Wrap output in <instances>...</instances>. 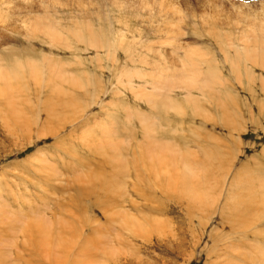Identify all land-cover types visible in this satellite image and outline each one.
<instances>
[{
    "label": "rangeland",
    "instance_id": "rangeland-1",
    "mask_svg": "<svg viewBox=\"0 0 264 264\" xmlns=\"http://www.w3.org/2000/svg\"><path fill=\"white\" fill-rule=\"evenodd\" d=\"M114 1L116 0H0V29H3V35L0 36V42L3 43V47H0L2 76L28 72L30 67L40 69L39 72L59 68L68 81L72 82L73 76L78 78L80 71L88 66L87 70L96 74L101 82L97 91L101 100L121 103L113 110L102 111L99 106L90 107L88 101V109L92 110L93 115L89 119L90 123L84 120L69 123L55 136H42V130L38 131L36 123L32 124V130L23 128L25 132L15 122L18 113L14 111L22 110L27 112L33 123V118L37 115L33 109L42 106L39 101L47 97L46 91L35 88L33 83L19 81L24 87L22 93L27 98L17 97V104L13 102L14 105L10 103L2 109L0 104V213L3 212L1 206L8 213L2 216L6 218L3 221L7 226L0 224V264L3 259V264H56L58 255L50 263L47 257L43 258L44 247L40 256L22 245L26 236L22 234L21 228L29 221V224L34 225L43 218L40 223L55 235L64 234L61 225H73L77 235L79 234L76 239L79 260L90 259L92 264L211 262L210 257L207 259L208 252L202 249L205 242H209V245L222 244L220 235L215 230L219 217L215 221H208L205 227L199 224L200 215L196 214L190 222L188 210L167 193L158 191L159 187L150 179L147 166L135 158L143 145L151 143L150 155L153 157L182 156L186 161L191 157H201L202 160L213 157L208 165L214 173L223 163L218 157H224L230 165H237L235 168L242 166L248 171L253 169L256 174L260 172L264 177V91L260 81L264 77V69L255 56L250 57L247 63V59L242 58L243 52L242 56L236 54V49H232L233 56H227L229 45L232 42L241 44L238 37L245 30L246 24L253 21L235 8L243 7L244 11L260 9L264 6V0H118L122 5L121 2ZM158 3L163 4V7L159 8ZM169 7H173L174 12ZM232 32L235 40L229 36ZM260 34L258 32L257 37H261ZM111 38L116 43L111 52L105 47L95 46L94 40L108 44ZM257 44L250 42V53L261 45ZM84 47L88 50L85 51ZM96 47L99 48L97 53L94 51ZM182 47L186 53L187 49L195 53L192 58L194 69L189 74L203 79L211 71L223 84L222 94H215L213 89L201 84L193 86L191 82H185L184 77L180 78L182 63L187 64V59L191 57L183 56L186 53ZM232 63L239 67L237 72L233 70ZM119 70L122 73L117 77ZM15 78L13 76L14 80ZM65 86L68 87L65 84L62 87ZM252 91L256 92L255 97ZM76 95L81 102V96ZM216 102L223 108L216 109ZM225 113L233 117V127L228 126L229 118L225 117ZM82 123L86 124L89 132L91 128L96 130L95 143L97 142L99 152L97 148L95 151L86 147L82 139L86 128L82 127ZM88 123L91 124L90 128ZM149 123L151 128L148 127ZM18 140L25 144L24 148H17L15 142ZM108 140L109 143L105 144ZM155 148L162 155L153 153ZM101 149L102 152L108 151L109 156L102 153ZM210 149L215 155L208 152ZM171 150H176V153ZM113 151H118L120 154L117 156L123 157L124 161L121 162L126 165V171L119 168L124 166L123 163L110 160L115 155ZM34 153L40 157H33ZM191 154L193 155L190 156ZM117 156L114 158L118 159ZM116 165L118 168L114 169ZM93 171L102 172L103 175L98 176H102L100 178L103 180L105 178L106 182L102 179L99 182V177L96 176L98 180H93L95 189L92 183L89 185L95 195L90 193L87 194L88 197L83 194L79 196V183L86 182L85 176ZM81 177L84 179L81 180ZM107 179L121 183L123 191L113 187L110 189ZM134 184L139 193L156 196L154 207L160 204L162 211L159 215L154 211L152 214L165 220L169 226L171 232H166L165 237L153 235L151 240L139 236L131 239L120 222L114 221V216L109 217L113 214L112 207L122 208L126 213L142 217L141 212L147 210L149 205L144 206L133 189ZM86 185L88 187V183ZM121 192L124 193L123 197L120 196ZM125 198L127 199L124 200ZM133 201H137V204L133 205ZM12 216L17 217L13 222L19 223H12L14 230L5 223ZM226 226L227 221L224 220L220 227ZM263 227L264 225L259 228L264 230ZM238 231L241 232L240 229ZM247 231L234 237L239 251L244 256L247 250L260 254L261 250L264 251V234L260 233L257 240L253 231ZM119 235L132 241L126 247L130 248L127 250V258L123 255L120 262L118 259L109 260L107 252L105 257H98V241L103 240L104 245L117 247L122 241ZM245 243L247 244L243 246ZM253 248L255 249L252 250ZM214 252L210 256H217V252ZM73 258L74 254L68 257L64 255L63 264H73ZM223 259L225 260L224 256L219 261H214L220 263Z\"/></svg>",
    "mask_w": 264,
    "mask_h": 264
},
{
    "label": "bare ground",
    "instance_id": "bare-ground-1",
    "mask_svg": "<svg viewBox=\"0 0 264 264\" xmlns=\"http://www.w3.org/2000/svg\"><path fill=\"white\" fill-rule=\"evenodd\" d=\"M115 2L119 3L121 1L116 0V1H114V3ZM123 4H125V3H123ZM234 4H235V2H234ZM121 5H122V2H121ZM158 5H159V8L163 7V4H161V3H158ZM248 7H250V6H248ZM165 8L167 9V7H165ZM169 9H170V7H169ZM172 9H173V7H172ZM172 9H170V10L172 11ZM235 10H237V12L239 11L240 13L244 14L246 18L253 19V21L250 24H246L245 30L242 31L240 36L238 37L240 39L242 45L241 44L237 45L236 43L232 42L229 45V49L227 51V56H229V57L233 56V50L236 49V51H235L236 54H239L242 56L241 52H243L242 58H246L247 63H248L250 57L255 56L254 58H256L257 61L261 62L260 65L264 69V6L260 9H254V10L250 9V10L244 11L245 9L243 10V7H242V9H241V7H240V9L235 8ZM159 12H160V10H159ZM165 12H166V10H165ZM172 12H174V10ZM2 18L4 19V16ZM79 18H80V16H79ZM258 32L261 33L260 34L261 37H257ZM115 34H116V32H115ZM232 35H233V32L230 33V35H229L230 38L232 40H235L232 37ZM117 36H118V34H117ZM81 37H83V36H81ZM118 37L120 38L121 36L119 35ZM119 38H117V39H119ZM122 38L124 39V37H122ZM86 41H88V40H86ZM94 42H95V46L105 47L109 52L112 51L111 50V49H113L112 46L114 44H116L114 41V38L109 39L108 44L99 43L97 40H94ZM250 42H251V44H252V42H254L255 44L258 43L261 45L258 46L257 49H254L255 52L250 53L251 52V51L249 52V49H251ZM117 44H119V43H117ZM178 46H180V45H178ZM178 46H177V48H179ZM97 49H99V48L96 47L94 50V51H96V53L98 51ZM84 50L87 51L88 48L87 49L85 48ZM178 51H180V49ZM184 52L186 53L185 49H184ZM98 54H100V53H98ZM190 55H191V57H190V59H187L188 60L187 64L189 62H191V63L188 65L187 64L184 65L182 63V67H183V68L181 67V73H182L181 75L182 76H180V78L184 77L183 80L185 82H188V81L191 82V84H193V86H196L197 84L198 85L201 84V86H206L209 89H213L215 91V94H222L224 92L223 84L218 80V76L215 74H212L211 71H208V74L205 75L203 79H200V77L197 78L196 76L189 74V72L194 69V67H192V65H193L192 61H194L192 58L195 55V53H193L192 50L187 49V53L183 54V56L185 58H188ZM94 59H96V57ZM93 61L94 60H92V62ZM259 62H257V63H259ZM90 64H92V63H90ZM185 66H187V67H185ZM100 68H102V67H100ZM232 68L236 72L238 71L237 69H239V67H237L233 63H232ZM24 69H25V67H24ZM87 69H88V66L86 69H83L82 72L80 71L78 78L76 77V75L73 76V78L71 79L72 82L68 81V79L65 77V75L63 74V72L59 68L58 69L48 68L46 70V72H44V71L39 72L40 69L38 70L35 67H30L28 69V72H24V73L15 72V73H12L10 75H3V76H2L3 72L1 74V71H0V101H1L0 104H2L1 109L4 108L5 106H8L10 103L12 104L13 102H15V104H17V100H16L17 97H21V98H27L28 97L26 94L22 93L24 87L20 84L19 81H21L25 84L33 83L34 84L33 86L35 88H39L40 90H45L47 93V97L44 98L43 100L41 99L39 101V103L43 104L42 106H40L38 109H33V110H35V113H37V115L34 116V118H33V123L31 122V118L28 116L27 112L22 111V110H15L14 111V113H18V115L15 116V122H16V124H19L22 129L25 128L27 130H32L31 129L32 124L36 123L38 131H39V129L42 130V133H41L42 136H46L47 134L55 136L58 132H60V130L63 126H65L69 123H75V122L77 123V122H81L82 120L89 122L90 117H91V119L93 118L92 117L93 115H91L92 110L88 109V105H87L88 101H90V103H89L90 107L99 106L102 111H110V109L113 110V108H117L118 106H120L121 105L120 102H113V101L104 102L103 100H101L100 96L97 93L99 84L101 82L98 80V77L96 74H93L92 71H89ZM167 70H169L168 67H167ZM16 71H18V70H16ZM121 73H122V71L119 70V72L117 73V77ZM13 76H16L15 80L13 79ZM253 76L254 75H252V77ZM183 80H181V81H183ZM260 81H261V85H262L261 89L264 91V77H262ZM64 84L67 85L68 87H66V86L62 87ZM69 87H72L73 89L70 90L71 88L69 89ZM19 89H22V90L19 91ZM75 90H80V91L75 92ZM47 91H49L50 94ZM72 92H74V93H72ZM252 93H254V97H255L256 92L252 91ZM76 94H79L81 96V102L78 101V100H80V98L78 97L79 99H77ZM24 101H27V100H24ZM30 102H31V100L28 101L29 104H30ZM91 103L94 105H92ZM12 105H14V104H12ZM122 106H123V108H125V105L123 103H122ZM153 106H154V104H153ZM17 107H18V105H17ZM19 107H21V106H19ZM214 107L216 109H222L223 108L222 105L219 104L218 102L214 103ZM41 115L43 117H41ZM218 115H219V113H218ZM225 117L229 118L227 120L228 126L233 127L234 126L233 117H229L228 113H225ZM89 123H88V125L90 128L91 124H89ZM80 126H81V124H80ZM151 126H152L151 123H149L148 127L151 128ZM82 127L86 128V124L84 123L82 125ZM25 129H23V130L25 131ZM21 130H20V132H21ZM95 132H96V130L93 131L92 128H91L90 132L86 128V131H84V134H82L83 138H82V136H81V138L83 139L85 145H87L86 147H88L92 150H95V151L97 148V150L99 152V147L96 146L97 142L95 143V141L97 140ZM15 143L17 144V148H19V149L24 148L23 145H25V144L23 142H21V140H18ZM107 143H109V140L105 144H107ZM151 146H152L151 143L149 145L141 146L139 148V153L136 154L135 158L140 159L144 163V165L147 166V168L149 170L148 172L150 173V179L156 184L157 187H159L158 191L161 190L160 192L167 193L173 199H175L174 201L180 203V206L184 207V209L186 208V210H188V215H189L188 217H189L190 222H191L192 218L195 217L197 214V215H200L198 218L199 224L205 227V225H207L208 221H210V220L215 221L216 218L219 217L217 222H216L215 230L219 233L220 240H221L222 244L219 246L217 244L209 245V242H205V246L202 249V251H207L208 252L207 253V255H208L207 259H209V257H210V259L212 260L211 262H208L207 264H246V262L250 263V264H252L253 262L255 264H264V251L261 250L260 254H259L257 252H255V253L250 252V251L248 252V250H247V253L244 256V254L239 251V245L235 242V238H234L239 233H240V235H241V233L242 234L247 233L248 232L247 229L249 231H253V233H255L257 235V238H256L257 240L262 233L264 234V230H261V228H259L260 226L264 225V177L260 175L261 173L259 172V170H258L259 174H256V171H254L253 169H252V171H250V170L248 171L246 169V167L244 168L242 166L239 168H235L237 165H233V164L230 165L228 162V159L224 160V157H218L219 159L222 160L223 163L217 169V171L214 173L212 170V167L210 165H208L209 161L213 157H206L203 160L201 159V157H191L189 161H186L184 159V157H182V156H180V157H153L150 155V153H152ZM106 148H108V147H106ZM19 149H16V150H19ZM108 149H110V148H108ZM100 151L102 152V149ZM175 151L176 150H171V152H173V153H176ZM211 151H213V150H211V149L208 150V152H211ZM117 152L118 151H113V154H115L114 156L110 153L112 155V157H110V160L113 162H115V161L121 162V160L124 161L123 157L117 156L118 154H120ZM102 153L108 154L109 152L104 151ZM153 153H155L157 155H162V152H160L157 148H155ZM211 154L215 155L213 152H211ZM192 155L193 154H191L190 156H192ZM32 156L33 157H37V156L40 157L37 153H34ZM101 156H103V155H101ZM108 156H109V154H108ZM116 156L118 157V159L114 158ZM119 163H118V165H119ZM121 163L124 164V162H121ZM118 165H116L114 167V169ZM120 167L122 169H124L125 171L127 170V167L125 164H124V166H122V165L119 166V168ZM234 169H236V170H234ZM94 172L95 171L86 175L85 179H84V177L83 178L81 177V180L84 179V180H86V182L79 183L80 188H81L80 191L78 189V191H79L78 195L79 196L81 194L87 195L90 193H92V194L94 193V195H95V192H92L93 189L90 188L89 185H91V183H92V186L95 189V185H93L94 184L93 180H96L97 177H99V182H100V179H102L103 177L98 176V175H103V173L102 172H95L94 173ZM49 174L47 176H49ZM100 177H102V178H100ZM76 179H75V181L79 180V178L77 180ZM104 180H105V178H104ZM104 180L102 179V181L105 183L106 180L105 181ZM107 180H108L107 185L109 186L110 189L113 187V188H117L120 191H123V185L121 183H118V182L114 181L113 179H107ZM86 183H88V187H86L87 186ZM133 189L137 193V195L139 196V199L141 201H143L144 206H145V204L149 205L148 207H146L147 205L145 206L147 210H143L141 212V214H142L141 218H138V216L135 214H130L129 212L126 213L124 211L125 209L118 208V207H112L113 214L109 215L108 212H106V213L109 215V217L114 216V218H115L114 221L116 220L117 222H120V224L122 225V227L125 230V233L127 231L128 232L127 236H129V238H131V239L139 236L143 239L145 238V240H149V239L151 240L153 235H157L160 237L164 236L166 232L168 233V231H169L168 227L169 226L166 224L165 220L160 219L159 217H154V215L152 214V211H154V213L157 212L156 214L159 215V213L162 211V208L159 206L160 204H157V206L154 207L156 196L155 195L149 196L147 194L139 193L137 191L136 184L133 185ZM116 193H118V192H116ZM122 194H124V193L121 192V194H120L121 197H123ZM87 197H88V195H87ZM126 199L127 198H125L124 200H126ZM119 200L122 201L121 198ZM136 202L133 201V205H135ZM122 203H123V201H122ZM117 206H118V204H117ZM123 206H125V205H123ZM1 207L3 209L2 210L3 212L0 213V220H1L0 224L4 225L6 227L7 225L4 224V221H3V219L5 220L6 218H2V216L7 211L4 210L5 207H3V206H1ZM85 207L86 206H84V208ZM137 207H138V205H137ZM139 208H141V207H139ZM191 210H192V214H191ZM137 211H139V210H137ZM144 211H147V213ZM6 214H8V213H6ZM71 214H73V212ZM10 215L11 214H9V216ZM16 216L15 217L12 216L13 218L11 217V219L7 218V220H9V221L5 222V223H8V225H10V227L14 226V224L18 223L17 221H15L16 223L13 222L14 220H16L15 218L18 217V216L17 217ZM33 216L31 215V217H33ZM87 217H88V215H87ZM139 217H140V214H139ZM34 218H36V217H34ZM26 220H28V219H26ZM42 220H44V218ZM42 220L39 219L36 223L34 221V223H35L34 225L29 224L30 223V221H29L28 224H26L24 227L21 228L22 234L24 236H26V238L22 241L23 246L31 249L33 253L37 252V255H40V256H42V248L44 247L45 255L43 256V258L47 257V260L49 263L52 260H55L54 258L58 255L59 257L57 256L56 264H63V262H64L63 256L64 255H66L68 257L70 254H74L73 264H92L90 259H88V260L87 259L86 260L80 259L79 260V255L77 254V246H76V239L78 238L79 234L77 235L76 229H74L72 227L73 225L71 226L70 223L68 225H61L63 227H61L62 229L61 228L60 229L62 230V233H64V234L59 235L57 233L58 235H55L52 232H48V228L45 225H43L42 223H40V222H42ZM224 220L227 221L226 228L220 227L221 224H224ZM23 221L24 220H22V222ZM60 222H62V221H60ZM12 223H14V224H12ZM192 223H193V221H192ZM219 223H221V224H219ZM58 228H59V226H58ZM1 229H3V228H1ZM4 229H6V228H4ZM12 229L14 230V227ZM17 229L19 230V227ZM238 229H240L241 232L238 231ZM95 230H93V231L96 232ZM6 231H7V229H6ZM193 231H195V229ZM227 231H229V232H227ZM3 232L5 233V231H3ZM169 232H171V231H169ZM70 233L72 235H69ZM100 234H101V232H100ZM104 234H103V236L106 237V235H104ZM119 237H120L119 239L122 241L119 242L120 245L118 244L119 246H117V247H111V246L104 245L103 240H99L98 241L99 243L97 246L98 251H99V252L97 251L99 254L98 257H100V256L105 257L104 254H105V252H107L108 256H109V260H117L118 259V261L120 262V261H122L123 255L125 256L124 258L126 259L127 254H128L127 250L130 249V248L126 249V247H129L132 241L129 239L126 240L125 239L126 237H124V236L122 237L121 235H119ZM201 239H203V238L201 237ZM11 240L13 241V239H11ZM247 240H246V242H247ZM8 241H10V240H8ZM246 244L247 243L243 244V246H245ZM89 246H91V245H89ZM251 247H249V248H251ZM255 248H253L252 250H254ZM18 251H20V250H18ZM214 251L217 252V256H215V257H212V255L210 256V254ZM20 252H18V253H20ZM241 255H243L245 257V259H243ZM222 256L225 257V260L223 259L220 261V263L219 262L216 263L215 261H217ZM246 256H248V258H246ZM31 257H34V255H32ZM88 258H90V257H88ZM3 260L1 261L2 264H3ZM29 261H31V260H29ZM96 262L98 263L99 261L96 260Z\"/></svg>",
    "mask_w": 264,
    "mask_h": 264
},
{
    "label": "snow or ice",
    "instance_id": "snow-or-ice-1",
    "mask_svg": "<svg viewBox=\"0 0 264 264\" xmlns=\"http://www.w3.org/2000/svg\"><path fill=\"white\" fill-rule=\"evenodd\" d=\"M3 35V29H0V36H2ZM0 47H3V43L2 42H0Z\"/></svg>",
    "mask_w": 264,
    "mask_h": 264
}]
</instances>
